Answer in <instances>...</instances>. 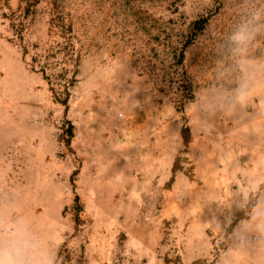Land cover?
I'll list each match as a JSON object with an SVG mask.
<instances>
[{
  "label": "rangeland",
  "instance_id": "1",
  "mask_svg": "<svg viewBox=\"0 0 264 264\" xmlns=\"http://www.w3.org/2000/svg\"><path fill=\"white\" fill-rule=\"evenodd\" d=\"M242 23L262 30L233 56ZM244 65L254 91L241 106ZM45 70L75 78L67 113ZM0 204L56 264H264V0H0Z\"/></svg>",
  "mask_w": 264,
  "mask_h": 264
},
{
  "label": "clouds",
  "instance_id": "2",
  "mask_svg": "<svg viewBox=\"0 0 264 264\" xmlns=\"http://www.w3.org/2000/svg\"><path fill=\"white\" fill-rule=\"evenodd\" d=\"M260 30V27L250 26L249 23L239 25L231 37V55L246 56L248 47ZM250 68V65L240 68L243 78L232 92L241 106L247 103L254 91L246 71ZM254 218L257 230L264 231V204L254 207ZM0 264H56L51 249L32 229L30 221L24 217L12 219L9 208L3 204H0Z\"/></svg>",
  "mask_w": 264,
  "mask_h": 264
},
{
  "label": "trees",
  "instance_id": "3",
  "mask_svg": "<svg viewBox=\"0 0 264 264\" xmlns=\"http://www.w3.org/2000/svg\"><path fill=\"white\" fill-rule=\"evenodd\" d=\"M207 21H208L207 19L197 21L194 25L195 26V33L203 30ZM67 28L70 32L73 30V26L71 24ZM186 47H187V43L184 46L178 48L175 51V55H174L176 58V61L182 67H184L183 65H184V61L186 58V55H185ZM43 73H44V77L49 81L51 90H52L53 94L55 95V98L57 99L58 102H60L61 104H63L65 106V112L67 113L69 110V101H70V96H71L70 84L71 85L74 84L75 78H73L71 81H65V82H63L61 80L53 81L52 77L50 76L49 73H47L46 70L43 71ZM74 74H76V71ZM181 77L183 78L184 83L186 85L185 89L188 91H191L192 90V84L189 82V76H188V73L185 69L181 73ZM75 130H76L75 124L71 120H68V128H66V130L64 131L63 136H62V140L64 142V145L70 150H72V142L76 136ZM182 134H183V137L185 140V144L188 146L189 142H190V138H191L189 126H184L182 128ZM176 162H178V158H177ZM77 172L78 171H75L74 174L72 175V177H71L72 181H74L75 175ZM175 172H176V164H175L174 173ZM174 179L175 178L173 176L171 179V182H173ZM75 211L77 213L76 214V220L78 221V220H80V214L83 211V204L81 202V198L79 195H76V197H75Z\"/></svg>",
  "mask_w": 264,
  "mask_h": 264
},
{
  "label": "crops",
  "instance_id": "4",
  "mask_svg": "<svg viewBox=\"0 0 264 264\" xmlns=\"http://www.w3.org/2000/svg\"><path fill=\"white\" fill-rule=\"evenodd\" d=\"M141 139H142V144H138L139 147L142 146L143 148H145V147H147V145L152 146V142L151 143L147 142L146 137H142ZM175 139L176 140L173 141V139L171 137H169V144L165 147V150L169 151V156H168V160H167L166 167H165L167 170V174H166L167 179L166 180L171 179L174 176L175 164H176V169H177V167H179V163H180L179 157H181V150L183 149L181 134L179 133L177 138L175 137ZM190 144L191 145L194 144V139L190 142ZM153 145H155V144L153 143ZM177 158H178V162H176ZM158 163H159L158 161L153 162V164L151 165V171H155L157 169ZM145 164H146V161H142V162L138 163V165H143V166ZM177 172L179 173V169L177 170ZM180 175L181 174L179 173L176 176L177 180L180 179Z\"/></svg>",
  "mask_w": 264,
  "mask_h": 264
}]
</instances>
